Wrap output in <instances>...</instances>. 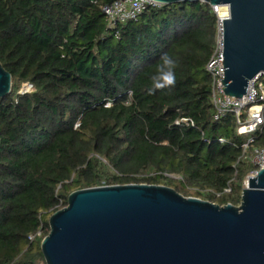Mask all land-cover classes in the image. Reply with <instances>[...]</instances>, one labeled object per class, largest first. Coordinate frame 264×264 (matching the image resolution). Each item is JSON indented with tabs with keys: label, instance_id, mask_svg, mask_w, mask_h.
Segmentation results:
<instances>
[{
	"label": "trees",
	"instance_id": "16d2710c",
	"mask_svg": "<svg viewBox=\"0 0 264 264\" xmlns=\"http://www.w3.org/2000/svg\"><path fill=\"white\" fill-rule=\"evenodd\" d=\"M110 1L0 0V65L11 76L0 98V264H45L48 217L74 191L161 185L238 206L255 170L264 126L243 152L250 136L234 115L213 120L210 5L149 7L109 27L101 8ZM25 83L31 91L18 93Z\"/></svg>",
	"mask_w": 264,
	"mask_h": 264
},
{
	"label": "water",
	"instance_id": "95a60500",
	"mask_svg": "<svg viewBox=\"0 0 264 264\" xmlns=\"http://www.w3.org/2000/svg\"><path fill=\"white\" fill-rule=\"evenodd\" d=\"M218 5L225 97L264 74V0H155ZM11 76L0 65V98ZM45 264H264V169L247 177L238 206L147 184L74 191L48 217Z\"/></svg>",
	"mask_w": 264,
	"mask_h": 264
},
{
	"label": "built area",
	"instance_id": "2783aa9c",
	"mask_svg": "<svg viewBox=\"0 0 264 264\" xmlns=\"http://www.w3.org/2000/svg\"><path fill=\"white\" fill-rule=\"evenodd\" d=\"M161 3L155 0H111L102 6L101 12L105 17L109 27H113L117 22H126L135 20L145 9L149 7H160ZM216 16V35L211 55L205 64V71L211 79V103L214 108L213 120H219L226 114L231 113L235 117L236 131L239 135H252L264 126V74L258 73L248 81L246 92L240 98L225 97L223 85L220 81L224 79L223 72V26L222 17H218V5H210ZM32 86L25 83L21 86L18 93L24 94L30 92ZM245 113L244 120L241 118ZM179 122L189 123L187 119H181ZM178 121L176 124L179 123ZM223 142V139H219ZM250 136L247 143L243 145V152L246 151L248 144L252 143ZM250 162L255 170L251 171L243 180L246 186L247 177L254 176L259 169H264V147L255 148L250 157ZM231 185H227L222 192L213 193L219 198L221 195L230 194ZM40 236V232L36 233ZM34 236H29L32 240Z\"/></svg>",
	"mask_w": 264,
	"mask_h": 264
},
{
	"label": "clouds",
	"instance_id": "9594fccd",
	"mask_svg": "<svg viewBox=\"0 0 264 264\" xmlns=\"http://www.w3.org/2000/svg\"><path fill=\"white\" fill-rule=\"evenodd\" d=\"M173 64V61L170 60L167 56L163 57V66L161 69V76L165 83L171 84L174 81L173 73L171 70V66ZM156 87H161L162 85L160 83H156Z\"/></svg>",
	"mask_w": 264,
	"mask_h": 264
},
{
	"label": "rangeland",
	"instance_id": "374dc122",
	"mask_svg": "<svg viewBox=\"0 0 264 264\" xmlns=\"http://www.w3.org/2000/svg\"><path fill=\"white\" fill-rule=\"evenodd\" d=\"M242 186H244V184H242ZM183 196V195H182ZM185 197V196H184ZM187 197H195V198H199V197H197L196 196V194L192 191L191 193H190V196H187Z\"/></svg>",
	"mask_w": 264,
	"mask_h": 264
}]
</instances>
